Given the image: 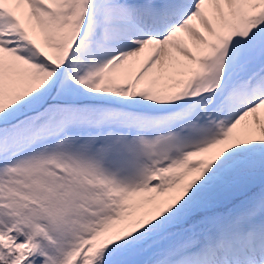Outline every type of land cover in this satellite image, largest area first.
<instances>
[{"label": "snow or ice", "instance_id": "obj_1", "mask_svg": "<svg viewBox=\"0 0 264 264\" xmlns=\"http://www.w3.org/2000/svg\"><path fill=\"white\" fill-rule=\"evenodd\" d=\"M0 264H264V0H0Z\"/></svg>", "mask_w": 264, "mask_h": 264}]
</instances>
